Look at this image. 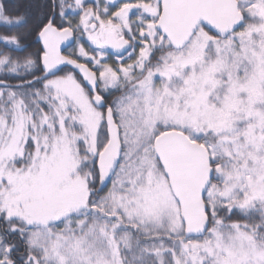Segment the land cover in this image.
<instances>
[{"label": "snow or ice", "instance_id": "1", "mask_svg": "<svg viewBox=\"0 0 264 264\" xmlns=\"http://www.w3.org/2000/svg\"><path fill=\"white\" fill-rule=\"evenodd\" d=\"M0 264H264V0H0Z\"/></svg>", "mask_w": 264, "mask_h": 264}]
</instances>
